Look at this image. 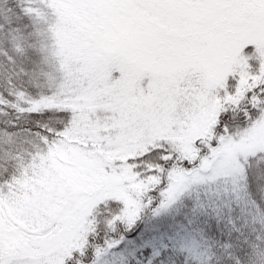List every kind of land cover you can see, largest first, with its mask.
I'll list each match as a JSON object with an SVG mask.
<instances>
[{
    "label": "snow or ice",
    "instance_id": "6c2138e0",
    "mask_svg": "<svg viewBox=\"0 0 264 264\" xmlns=\"http://www.w3.org/2000/svg\"><path fill=\"white\" fill-rule=\"evenodd\" d=\"M0 264H264V0H0Z\"/></svg>",
    "mask_w": 264,
    "mask_h": 264
}]
</instances>
